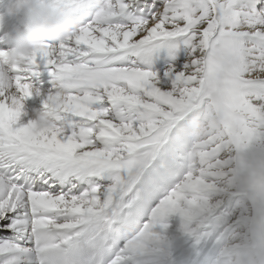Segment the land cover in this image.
I'll use <instances>...</instances> for the list:
<instances>
[{"label":"snow or ice","instance_id":"obj_1","mask_svg":"<svg viewBox=\"0 0 264 264\" xmlns=\"http://www.w3.org/2000/svg\"><path fill=\"white\" fill-rule=\"evenodd\" d=\"M53 6L77 30L0 75V264H264V0Z\"/></svg>","mask_w":264,"mask_h":264},{"label":"clouds","instance_id":"obj_2","mask_svg":"<svg viewBox=\"0 0 264 264\" xmlns=\"http://www.w3.org/2000/svg\"><path fill=\"white\" fill-rule=\"evenodd\" d=\"M5 17L20 20L19 27L0 35V75L5 87L10 80V70L22 65L36 48L45 43L62 42L78 28L72 13L63 7L53 6V0H8L6 11L0 12V25ZM24 115L29 117L38 131L50 128L57 122V113L51 107L33 109ZM201 123V114L193 115V134H199Z\"/></svg>","mask_w":264,"mask_h":264},{"label":"bare ground","instance_id":"obj_3","mask_svg":"<svg viewBox=\"0 0 264 264\" xmlns=\"http://www.w3.org/2000/svg\"><path fill=\"white\" fill-rule=\"evenodd\" d=\"M15 28H13L14 30ZM183 57H184V53L183 51L179 52L177 54V61H176V64H177V68L179 69L180 67H182V61H183ZM169 60H170V57L167 53L166 50H162L161 52H159L155 57H154V60H153V63L155 65V68L156 69H159V70H163L167 64L169 63ZM41 79L43 80L44 82V88L45 87H51V84L49 83L51 81V77L48 76L47 73H43L42 76H41ZM42 94H43V90H42ZM27 101V102H26ZM26 101H23L24 105H25V108L24 110L28 113H31V111L33 109H39L41 107H43L42 105V102H41V97H32V98H29L28 100ZM26 102V103H25ZM22 122L23 123H26L27 122V118L26 117H22Z\"/></svg>","mask_w":264,"mask_h":264}]
</instances>
